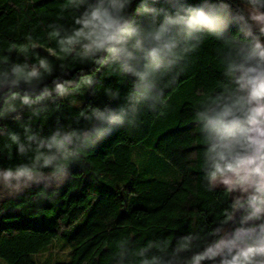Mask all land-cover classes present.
Listing matches in <instances>:
<instances>
[{
	"label": "trees",
	"instance_id": "1",
	"mask_svg": "<svg viewBox=\"0 0 264 264\" xmlns=\"http://www.w3.org/2000/svg\"><path fill=\"white\" fill-rule=\"evenodd\" d=\"M138 2L133 0V7ZM230 2L244 8L243 0ZM82 12L69 0H0V72L15 64L39 68L44 60L48 68H39L38 79L31 85L21 82L11 91L33 98L45 90L51 93L32 105L16 99L10 104L15 111H5L9 89H0V170L30 164L35 154H20L10 134L26 142V129L41 139L56 131H87L96 124L90 118L95 110L117 107L131 89L132 78L116 66L61 50L53 33L65 35L79 27L75 19ZM229 35L242 38L237 24L231 25ZM222 47L221 41L208 37L182 62V70L174 69L160 82L163 103L154 110L143 107L134 126L114 127L87 147L69 163L67 178L48 188L34 183L15 195L0 188V258L6 264H41L34 256L56 239L69 251L68 260L54 264H115L123 240L133 250L149 240L166 241L168 251L182 236L213 242L211 233L225 221L235 197L225 187L209 188L204 176L206 145L194 117L203 100L229 82ZM85 76L92 83L80 90L82 103L75 105L71 94ZM57 84L70 96L57 95ZM110 93L119 98L112 99ZM138 143L151 151L149 156H161L179 177L140 171L132 158ZM235 227L233 220L224 230ZM201 264H219V258Z\"/></svg>",
	"mask_w": 264,
	"mask_h": 264
},
{
	"label": "clouds",
	"instance_id": "2",
	"mask_svg": "<svg viewBox=\"0 0 264 264\" xmlns=\"http://www.w3.org/2000/svg\"><path fill=\"white\" fill-rule=\"evenodd\" d=\"M69 2L83 12L75 19L79 27L65 35L59 30L53 33L61 50L116 66L132 78V87L117 107L95 110L90 118L96 124L87 131H56L41 139L26 129V142L10 134L20 154H35L30 164L0 170V188L15 195L34 183L48 188L67 178L69 163L87 147L110 135L114 127L134 126L143 107L154 110L163 103L160 82L174 69L182 70L188 55L213 37L222 42L229 82L203 100L194 119L206 145L207 184L210 189L223 185L237 194L231 211L213 229L211 243L188 235L179 237L171 251L168 242L159 240L133 250L123 240L115 264H201L217 258L219 264H264V0H243L247 11L230 0H139L135 7L133 0ZM233 23L242 38L229 35ZM39 68L47 70L48 65L40 60ZM39 68L15 64L0 72V89H9L5 111H15L10 104L16 99L32 105L51 95L45 90L33 98L11 91L21 82L31 85L40 77ZM55 91L62 96L67 90L57 84ZM110 97L115 100L119 94L110 93ZM45 168L50 171L45 173ZM233 220L236 227L226 232L225 225Z\"/></svg>",
	"mask_w": 264,
	"mask_h": 264
},
{
	"label": "rangeland",
	"instance_id": "3",
	"mask_svg": "<svg viewBox=\"0 0 264 264\" xmlns=\"http://www.w3.org/2000/svg\"><path fill=\"white\" fill-rule=\"evenodd\" d=\"M244 10L247 9L244 6ZM91 80L90 76H85L81 79L80 84L76 89H74L71 94L74 96V100H71L75 105H80L82 103V99L78 97L80 90L82 88H87L89 86L88 81ZM72 89V88H71ZM66 94L64 96H70L69 90L66 89ZM151 151L142 146L141 143H138L132 148V158L135 163L138 165L139 170L143 171L144 169H148L152 171V173L156 176L165 177L166 179H176L179 177V173L163 158L157 154L149 156ZM218 187H224L223 185H219ZM232 196L235 197L237 194L235 192H231ZM226 232L230 231L229 229L225 230ZM68 251L69 248L67 245L63 244L62 241L54 240L50 247L35 255V259L41 264H54L56 261L68 260ZM0 264H6L3 259L0 258Z\"/></svg>",
	"mask_w": 264,
	"mask_h": 264
}]
</instances>
